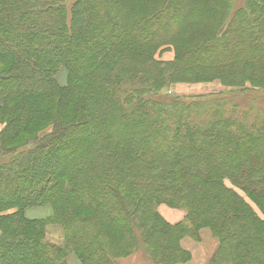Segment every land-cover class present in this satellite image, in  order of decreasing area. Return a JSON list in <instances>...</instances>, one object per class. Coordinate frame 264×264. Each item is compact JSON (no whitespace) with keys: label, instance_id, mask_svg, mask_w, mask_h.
Returning a JSON list of instances; mask_svg holds the SVG:
<instances>
[{"label":"trees","instance_id":"1","mask_svg":"<svg viewBox=\"0 0 264 264\" xmlns=\"http://www.w3.org/2000/svg\"><path fill=\"white\" fill-rule=\"evenodd\" d=\"M233 1L0 0V264H118L138 241L153 263L182 264L201 230L219 243L209 264H264L250 205L264 218V116L162 94L215 80L264 92V0ZM35 123L51 129L13 145ZM161 204L184 220L167 224ZM37 207L51 215L24 218Z\"/></svg>","mask_w":264,"mask_h":264},{"label":"rangeland","instance_id":"2","mask_svg":"<svg viewBox=\"0 0 264 264\" xmlns=\"http://www.w3.org/2000/svg\"><path fill=\"white\" fill-rule=\"evenodd\" d=\"M242 4H243V0H234L233 9L234 10L238 9L239 7L242 6ZM164 56H169V57L172 56V60H173L174 58L173 48L168 49L166 51L156 53L155 60L159 62H164V61H161V59H163ZM66 75L67 73L65 69H60L56 73L55 80L60 86L66 85L67 83ZM247 87L248 88H245V89L228 88L222 85L218 80L207 82V83H193V84L174 83V84L169 85L165 89H163L162 94L170 96V97H178V98H193V97H201V96L205 97V96H210V95H222L223 98H226L232 103H235L239 107V110L241 112L248 114L250 116V119L248 120L251 121L256 117L264 116V92L262 90L252 89L249 87L248 84H247ZM6 126H7V119L1 115V111H0V133L4 130ZM45 127H46L45 123H35L33 127L31 128V130L28 132H24L19 139L15 140V143L13 145L20 144L24 138L31 137L36 133L44 135L45 132H48L51 129V127L50 128L48 127L45 130H43ZM226 185L229 188H232L229 182H226ZM234 190L247 203H249L245 195H243L237 189H234ZM162 205L172 210H179L183 212L185 215V210L181 208H171L164 204H161L157 207L158 214H159V207ZM250 205L255 210L257 215L262 220H264L263 216L260 213H258V210H256V208L252 204ZM14 213H16V209H10L6 212V214H9V215H12ZM50 215H51V210L49 207L30 208V209L25 210L23 213L24 218L27 220L44 219V218L49 217ZM159 216L161 217L162 220H164L160 214ZM182 221L178 223H181ZM166 223L169 224L168 222ZM176 224H169V225H176ZM44 238L49 243L62 245L63 244V230L58 225L49 224L46 227ZM183 240L185 241V243H183L184 242ZM183 240H182L183 242L181 241V243H183L181 245V248L183 251L188 253L189 261L182 263V264H209L211 258L216 253L218 245H219L217 238L213 237L210 231L208 230H201L199 233L198 240H194L191 238H184ZM209 244H212L211 252L213 253L207 262V256L205 254H202V251L205 250L203 249L204 246L206 245L208 246ZM132 256H134L135 261L132 262L133 258L127 261ZM204 257H206V259ZM117 258L118 259L116 260L118 264H128V263L155 264L151 261L142 243L139 241H138L137 251L132 252L130 253V255H127L125 257H117ZM67 264H80V262L75 258V256L72 253H70L69 256L67 257Z\"/></svg>","mask_w":264,"mask_h":264},{"label":"crops","instance_id":"3","mask_svg":"<svg viewBox=\"0 0 264 264\" xmlns=\"http://www.w3.org/2000/svg\"><path fill=\"white\" fill-rule=\"evenodd\" d=\"M172 60V56L169 57V56H164L163 59H161V61H164V62H169ZM159 214L162 216V218L168 222L169 224H176L180 221L183 220L184 218V213L179 211V210H172V209H169L167 208L166 206H160L159 207ZM184 241V240H183ZM182 241V242H183ZM185 243V241L183 242ZM181 243V245L183 244ZM214 243V242H213ZM212 243V244H213ZM212 244H209L208 246H204L203 249H205L204 251H202V254H205L207 256V262H208V259L210 258V256L212 255L213 252H211V249H212ZM135 256V255H134ZM134 256L130 257L127 261H129L131 258H133L132 262L135 261L134 259ZM206 259V257H204ZM128 264H137V263H128Z\"/></svg>","mask_w":264,"mask_h":264}]
</instances>
